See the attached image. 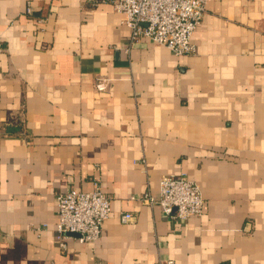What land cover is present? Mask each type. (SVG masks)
Segmentation results:
<instances>
[{"label":"crops","instance_id":"1","mask_svg":"<svg viewBox=\"0 0 264 264\" xmlns=\"http://www.w3.org/2000/svg\"><path fill=\"white\" fill-rule=\"evenodd\" d=\"M206 8L178 56L110 3L0 0V264H264V0ZM182 175L202 216L140 199ZM96 178L102 237L64 251L56 194Z\"/></svg>","mask_w":264,"mask_h":264},{"label":"built area","instance_id":"2","mask_svg":"<svg viewBox=\"0 0 264 264\" xmlns=\"http://www.w3.org/2000/svg\"><path fill=\"white\" fill-rule=\"evenodd\" d=\"M93 5L110 3L124 15V23L131 29L133 43L150 39L168 47L178 56L195 54L197 46L194 33L202 23L208 0H89ZM26 12L33 13L29 2ZM43 22V19H39ZM111 79L99 77L95 87L109 89ZM159 196L150 191L141 196L144 203L159 204L165 214L173 219H187L204 214L205 198L201 186L186 175L162 176ZM58 221L55 227L60 247L68 250V240L80 244H96L102 237L105 224L112 211L111 197L96 178L91 189L68 188L56 194ZM131 213L122 216L124 222ZM47 224L32 228L41 233Z\"/></svg>","mask_w":264,"mask_h":264}]
</instances>
